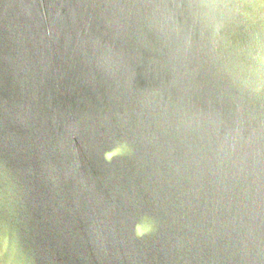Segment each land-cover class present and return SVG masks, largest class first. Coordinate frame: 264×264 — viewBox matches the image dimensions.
I'll use <instances>...</instances> for the list:
<instances>
[{
    "label": "water",
    "instance_id": "1",
    "mask_svg": "<svg viewBox=\"0 0 264 264\" xmlns=\"http://www.w3.org/2000/svg\"><path fill=\"white\" fill-rule=\"evenodd\" d=\"M5 235L22 264H264V0H0Z\"/></svg>",
    "mask_w": 264,
    "mask_h": 264
},
{
    "label": "clouds",
    "instance_id": "2",
    "mask_svg": "<svg viewBox=\"0 0 264 264\" xmlns=\"http://www.w3.org/2000/svg\"><path fill=\"white\" fill-rule=\"evenodd\" d=\"M135 230L137 235H142L150 230V225H144L143 227L137 225ZM0 252L6 257L4 264H22L16 241L11 235H5L0 239Z\"/></svg>",
    "mask_w": 264,
    "mask_h": 264
}]
</instances>
